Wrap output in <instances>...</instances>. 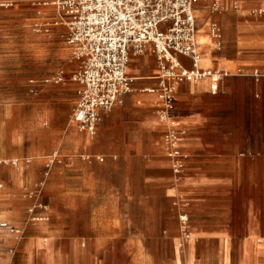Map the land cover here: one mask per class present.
<instances>
[{
	"label": "crops",
	"instance_id": "obj_1",
	"mask_svg": "<svg viewBox=\"0 0 264 264\" xmlns=\"http://www.w3.org/2000/svg\"><path fill=\"white\" fill-rule=\"evenodd\" d=\"M194 14L198 68L219 73L216 91L209 76L176 81L167 112L152 54L133 55L131 90L101 110L94 135L70 118L61 133L51 132L36 186L46 201L36 214L47 218L27 217L26 205L11 198L0 204V219L28 218L26 253L92 256L117 238L119 264H152L149 246L163 244L172 253L165 264H257L251 255L264 250L256 246L264 241V0H198ZM179 60L192 68L189 58ZM58 87L48 101L75 106L79 83ZM7 159L18 167L25 156ZM24 180L15 181L22 200L31 192Z\"/></svg>",
	"mask_w": 264,
	"mask_h": 264
},
{
	"label": "rangeland",
	"instance_id": "obj_2",
	"mask_svg": "<svg viewBox=\"0 0 264 264\" xmlns=\"http://www.w3.org/2000/svg\"><path fill=\"white\" fill-rule=\"evenodd\" d=\"M37 2L38 0H0V204L7 198H11L15 206L21 207L20 204L24 203L26 215L30 218L37 213L36 210H41L46 205L45 200L38 199L39 191L36 190L45 169L44 155L47 151L41 152L51 132H62L74 107V103L66 107L62 100H48L53 94L59 93L61 89L58 86H69L72 76L78 70V62L74 61L61 36L63 28L52 27L50 32L41 29L46 21H51L52 11L48 6L42 7ZM212 6L213 2L210 8ZM146 52L152 54L155 67L158 68L152 50L147 49L144 53ZM133 55L130 54L129 62ZM60 75L63 79L56 82ZM31 80L34 83L30 84ZM47 94L50 96L46 97ZM12 155L25 156L23 164L18 167L12 164L7 159ZM21 163L19 159V164ZM21 175L28 179L24 180L26 184H31V190L28 188L31 192L23 196L24 200L17 193L15 183ZM5 207L0 205V211ZM29 208L34 209V214H30ZM1 221L20 227L22 233L14 234L0 229V264H23L27 260H43L45 264L52 260L51 264L120 263L117 238L104 246L102 252L92 256H89V251L68 250L66 253H56L54 259L49 260L47 256V261L46 254L31 255L22 248L28 218L21 224L5 218L0 219ZM263 245L264 241L256 242L257 249ZM149 248L152 264H165L166 258L172 255L170 246L166 244L158 245L157 250L153 245ZM256 257L251 255V263L263 262L264 250L257 251Z\"/></svg>",
	"mask_w": 264,
	"mask_h": 264
},
{
	"label": "built area",
	"instance_id": "obj_3",
	"mask_svg": "<svg viewBox=\"0 0 264 264\" xmlns=\"http://www.w3.org/2000/svg\"><path fill=\"white\" fill-rule=\"evenodd\" d=\"M197 0H38L37 4L51 8V21L44 23L45 32L62 27L61 36L78 62L72 79L79 83L77 100L70 122L80 131L94 135L101 110H110L122 102L131 90V78L126 73L130 54L152 50L160 71V96L165 111L173 108V83L182 79L211 77V70L198 68L196 40ZM216 2L212 9H217ZM40 30V28H38ZM179 56L190 59L186 68ZM60 75L55 80H62ZM48 81V79L46 80ZM34 83L33 80L29 82ZM217 89L212 85V92ZM48 157V164L55 159ZM45 207V206H44ZM43 207V208H44ZM30 209V214H34ZM32 219H46L35 215ZM0 229L21 234L22 229L1 221Z\"/></svg>",
	"mask_w": 264,
	"mask_h": 264
},
{
	"label": "bare ground",
	"instance_id": "obj_4",
	"mask_svg": "<svg viewBox=\"0 0 264 264\" xmlns=\"http://www.w3.org/2000/svg\"><path fill=\"white\" fill-rule=\"evenodd\" d=\"M210 31H212V29H210ZM213 33H214L213 36H215V32H213ZM196 40H197V38H196ZM197 43H198V41H197ZM199 60H200V54H199L198 64H199ZM212 73H214L213 76H214L215 78L220 76L218 72L212 71Z\"/></svg>",
	"mask_w": 264,
	"mask_h": 264
}]
</instances>
